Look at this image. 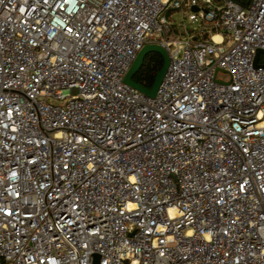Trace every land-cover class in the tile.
<instances>
[{
	"label": "built area",
	"instance_id": "2783aa9c",
	"mask_svg": "<svg viewBox=\"0 0 264 264\" xmlns=\"http://www.w3.org/2000/svg\"><path fill=\"white\" fill-rule=\"evenodd\" d=\"M259 48L264 0H0V264H264Z\"/></svg>",
	"mask_w": 264,
	"mask_h": 264
},
{
	"label": "water",
	"instance_id": "95a60500",
	"mask_svg": "<svg viewBox=\"0 0 264 264\" xmlns=\"http://www.w3.org/2000/svg\"><path fill=\"white\" fill-rule=\"evenodd\" d=\"M193 10H197L196 6L192 7ZM152 51H156L162 54L163 56V65L162 67L157 71L154 83L151 87L145 86L142 83L138 82L135 78L134 75L135 73L139 70V68L141 67V65L144 62L145 56L146 54H148L149 52ZM260 52H264V48H259L256 52L255 55V59H254V64L256 66L260 65L261 63L259 62V55ZM169 54L167 49L160 43L157 42H151V43H146L143 45V47L138 51L136 57L134 58L131 66L129 67L128 71L126 72L125 76H124V81L139 88L140 90L146 92L147 94L150 95H155L158 87L164 77V74L166 72V69L168 67L169 64ZM95 263L97 262V257L98 254H95Z\"/></svg>",
	"mask_w": 264,
	"mask_h": 264
},
{
	"label": "trees",
	"instance_id": "16d2710c",
	"mask_svg": "<svg viewBox=\"0 0 264 264\" xmlns=\"http://www.w3.org/2000/svg\"><path fill=\"white\" fill-rule=\"evenodd\" d=\"M243 4H247L250 0H239ZM176 7L168 8L166 11L167 16L173 20V12ZM176 31H179V27L174 24ZM208 33H204V37H208ZM163 56L161 53L152 51L146 54L145 59L139 70L135 73L134 78L145 86L151 87L154 83L157 71L163 65Z\"/></svg>",
	"mask_w": 264,
	"mask_h": 264
},
{
	"label": "rangeland",
	"instance_id": "374dc122",
	"mask_svg": "<svg viewBox=\"0 0 264 264\" xmlns=\"http://www.w3.org/2000/svg\"><path fill=\"white\" fill-rule=\"evenodd\" d=\"M172 16H173L172 23H174V24H176V26L180 27V28H178L179 31L183 30V27L191 29V28H196V27L203 26L206 24V21L203 20L196 13H193V12L184 13L183 10L179 7H176ZM261 59H262V61H264V52L262 53ZM218 77L222 78V79H229L230 73L227 71L220 70L218 72Z\"/></svg>",
	"mask_w": 264,
	"mask_h": 264
}]
</instances>
